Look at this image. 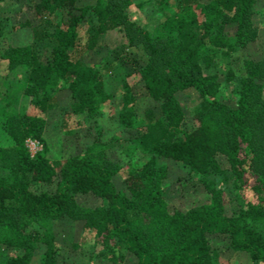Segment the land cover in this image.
Wrapping results in <instances>:
<instances>
[{"label": "trees", "instance_id": "1", "mask_svg": "<svg viewBox=\"0 0 264 264\" xmlns=\"http://www.w3.org/2000/svg\"><path fill=\"white\" fill-rule=\"evenodd\" d=\"M17 1L25 19L3 44L0 19V61L20 77L0 90V264H58L51 224L64 215L101 236L114 259L116 249L137 264H231L209 241L224 233L231 249L264 264V57L244 56L233 100L217 95L218 73L204 71L217 55L228 57L234 45L246 48L255 38L256 0ZM146 3L156 12L151 27L131 11ZM131 47H140L143 62L129 55ZM89 49L111 55L106 69L121 72L117 108L105 68L81 58ZM134 78L142 81L140 96L152 101L142 115ZM188 87L201 97L191 113L176 96ZM61 88L71 98L63 127L86 126L79 151L64 160L32 154L27 139L43 138L46 111ZM20 94L29 106L15 104ZM104 114L118 129L108 136ZM166 159L184 177L204 181L208 201L170 208ZM126 162L118 188L113 177ZM246 174L257 201L233 210L224 185L237 187Z\"/></svg>", "mask_w": 264, "mask_h": 264}, {"label": "rangeland", "instance_id": "2", "mask_svg": "<svg viewBox=\"0 0 264 264\" xmlns=\"http://www.w3.org/2000/svg\"><path fill=\"white\" fill-rule=\"evenodd\" d=\"M209 1V0H201ZM78 4L92 3L95 0H77ZM256 14V36L246 48H240L234 45L228 57L217 55L212 61V65L205 68V72H216L219 75L220 86L217 95L220 98L233 100L238 90V77L242 71V62L246 54L257 58L264 57V0H256L254 4ZM132 14L135 19L142 24L151 27L155 24V10L150 3L144 4L140 8L132 7ZM0 19L3 24V34L1 44L8 40L13 26L19 24L25 19L22 2L17 0L0 1ZM127 52L131 57L139 62L146 58L140 47L128 48ZM112 56H103L100 50L89 49L81 55V58L88 63H94L104 69L103 78L107 87L114 94L113 107L119 105V87L120 73L116 67H108L107 62ZM233 72V76L230 77ZM18 73L9 70L3 61H0V90L6 88L5 82L13 79H19ZM132 91L136 94L137 100L135 106L142 115L146 107L152 105L148 97L140 96L143 91L142 81L134 78L131 82ZM56 100L53 107L46 111V122L43 131V138L36 141H27L28 147L32 154L37 152L46 153L50 158L64 160L69 154L79 151V143L84 137L86 126L71 127L66 129L62 125L63 118L67 115L71 101L70 91L68 88L58 89L55 93ZM177 98L183 105L187 113H191L198 108L201 102L199 93L192 87L179 90L176 93ZM13 104V103H12ZM19 106H29L28 97L19 95V100L15 103ZM109 114L101 115V124L104 127V135H110L116 132V122ZM34 139V138H32ZM134 161L140 160V157H134ZM219 163L222 166L227 165L224 155H218ZM127 161V160H126ZM169 173L164 179L166 199L170 208L185 210L193 205L208 201L210 192L207 185L199 177L186 178L180 173L179 166L173 160H165ZM113 177L115 185L120 188L124 186V171L127 162ZM254 179L251 175H245V182L237 187L224 185L226 197L233 210L238 208L248 200L257 201V197L251 184ZM80 200L94 199L88 195H80ZM55 242L58 248V264H137L135 256L127 251L123 256H119L118 250L115 249L116 259L111 257V252L101 236L93 235L89 230L83 227L82 221L75 220L69 216H61L55 219L51 224ZM211 246L219 254L228 259L231 264H255L248 252L243 250H233L230 248V238L224 233L212 234L209 238Z\"/></svg>", "mask_w": 264, "mask_h": 264}, {"label": "built area", "instance_id": "3", "mask_svg": "<svg viewBox=\"0 0 264 264\" xmlns=\"http://www.w3.org/2000/svg\"><path fill=\"white\" fill-rule=\"evenodd\" d=\"M27 141H36V139L28 138Z\"/></svg>", "mask_w": 264, "mask_h": 264}]
</instances>
